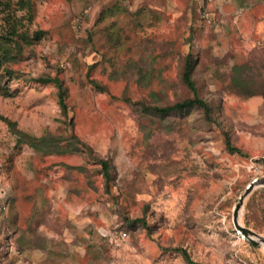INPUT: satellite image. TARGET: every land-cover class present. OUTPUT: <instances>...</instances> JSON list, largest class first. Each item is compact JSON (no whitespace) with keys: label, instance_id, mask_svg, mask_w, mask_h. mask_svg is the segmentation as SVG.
Returning a JSON list of instances; mask_svg holds the SVG:
<instances>
[{"label":"rangeland","instance_id":"rangeland-1","mask_svg":"<svg viewBox=\"0 0 264 264\" xmlns=\"http://www.w3.org/2000/svg\"><path fill=\"white\" fill-rule=\"evenodd\" d=\"M32 3L0 0V31L11 20L42 31L19 39L0 93V264H264V242L234 222L264 176V0ZM187 59L213 120L198 106L147 107L194 95ZM46 76L62 80L66 109ZM9 121L83 143L38 150ZM90 150L111 161L108 183ZM241 222L264 236V185Z\"/></svg>","mask_w":264,"mask_h":264},{"label":"trees","instance_id":"trees-1","mask_svg":"<svg viewBox=\"0 0 264 264\" xmlns=\"http://www.w3.org/2000/svg\"><path fill=\"white\" fill-rule=\"evenodd\" d=\"M23 6L22 8L27 9L28 12L33 13L34 11V5L32 3V0H21ZM32 17V16H31ZM21 22L20 20L8 22V27L6 29H3L0 31V93L4 95L10 94V87L7 80H4L5 78L9 80V78H13V74L15 70L11 67V61L16 57L17 51H20V48L22 47L20 45L19 39L24 40H38L42 36L41 30H36L33 36H30L26 32L21 31ZM192 59H187L185 70L183 72V81L184 83L193 91L194 95L191 97H188L186 99L174 102L172 104L168 105H154V106H147L149 109H153L156 112L167 114L174 111L179 110H185L189 109L195 106L201 107L204 109V112L209 120H213L212 111L213 108L210 105V103L205 99L202 98L198 94V88L196 86V83L194 79L192 78ZM242 70V67H237L236 71ZM238 77H235L234 80L238 81ZM40 80L43 81H54L58 85L60 92V103L61 105L66 109L67 103H66V90L64 88L62 80L58 77H41ZM237 87L244 90V87H241L237 83ZM239 91V90H238ZM242 92V91H240ZM11 128L19 134V142H25L38 150H47V151H57V152H66V151H78L80 148V143H83V141L78 137V135L74 134L73 136L69 137V143L68 146H63V140L61 138L53 136V135H44L42 137H36L31 134H28L22 130H18L16 128V122L9 121ZM67 140V139H66ZM227 145L232 151H237L240 154H244L243 150L237 146H233L230 138L227 137ZM93 159L97 160L98 163L102 166V171L106 177V182L108 183V180L111 178V169L112 164L109 158L103 157V156H97L93 152V150H90L88 153ZM144 223H147V220L142 218ZM178 250H180L185 258L187 260H190V256L188 254V251L184 247H178Z\"/></svg>","mask_w":264,"mask_h":264},{"label":"water","instance_id":"water-1","mask_svg":"<svg viewBox=\"0 0 264 264\" xmlns=\"http://www.w3.org/2000/svg\"><path fill=\"white\" fill-rule=\"evenodd\" d=\"M259 185H264V176L254 179L248 186L245 191L240 196L239 202L235 207L234 212V222L237 229L241 234L248 237L254 244H258L259 242H264V236L257 233L255 230L249 228L241 222V211L244 208V203L246 197L253 191V189Z\"/></svg>","mask_w":264,"mask_h":264},{"label":"built area","instance_id":"built-area-1","mask_svg":"<svg viewBox=\"0 0 264 264\" xmlns=\"http://www.w3.org/2000/svg\"><path fill=\"white\" fill-rule=\"evenodd\" d=\"M121 234H122V236L124 237V236L127 235V232H122ZM227 264H230V263H227Z\"/></svg>","mask_w":264,"mask_h":264},{"label":"bare ground","instance_id":"bare-ground-1","mask_svg":"<svg viewBox=\"0 0 264 264\" xmlns=\"http://www.w3.org/2000/svg\"><path fill=\"white\" fill-rule=\"evenodd\" d=\"M242 212V211H241Z\"/></svg>","mask_w":264,"mask_h":264}]
</instances>
